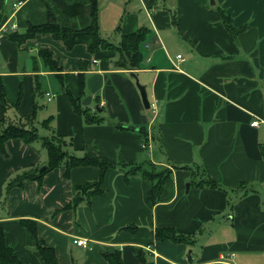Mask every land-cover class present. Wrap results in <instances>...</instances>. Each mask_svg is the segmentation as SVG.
<instances>
[{"label": "crops", "instance_id": "0c3cea01", "mask_svg": "<svg viewBox=\"0 0 264 264\" xmlns=\"http://www.w3.org/2000/svg\"><path fill=\"white\" fill-rule=\"evenodd\" d=\"M92 1L0 0V27L14 25L24 34L53 18L62 27L84 29L92 22ZM95 2L108 42L118 45L123 35L148 30L140 69L116 67L114 50L68 49L47 33L18 44L6 31L0 45V82L12 105L7 115L33 113L38 82L37 127L51 117V129H42L64 136L72 155L91 153L114 165L104 173L103 191L75 209L68 207L75 188L95 181L100 169L75 167L67 177L64 167L56 168L41 184L13 188L4 203L12 175L47 161L40 143L8 140L6 154L0 153V227L8 246L25 264H45L22 223L28 220L59 264H109L104 255L115 251L125 264H264V0ZM220 10L242 29L235 37ZM42 49L52 52L60 72L45 65ZM132 72L157 115L144 107ZM67 91L81 95L82 107L102 121L86 124ZM139 165L172 171L155 205L146 200L152 182L142 172L129 173ZM207 179L220 188L198 185ZM158 228L193 242L158 241ZM74 239H87V247Z\"/></svg>", "mask_w": 264, "mask_h": 264}, {"label": "trees", "instance_id": "16d2710c", "mask_svg": "<svg viewBox=\"0 0 264 264\" xmlns=\"http://www.w3.org/2000/svg\"><path fill=\"white\" fill-rule=\"evenodd\" d=\"M220 15L222 21L224 22L226 28L232 36H236L242 29L235 28L232 25V19L225 11L220 10ZM92 22L84 29H70L67 27H62L57 24L52 18L50 22L40 25V26H29L24 34L12 33V40L16 41L18 44H22L25 40L34 37L36 34L47 33L51 34L55 40H59L64 43L68 49H72L78 44H84L90 53L96 54L104 50H114L119 54L118 60L115 62L116 67L125 70H136L142 67L144 61V56L142 53V46L147 39L148 30L146 28H141L136 32L125 34L122 36L121 41L118 45H114L111 42L105 40L100 32V25L98 20V7L95 0L92 1ZM39 55L43 59L45 65L53 72H60L61 67L57 60L53 58L52 52L48 49H42L39 51ZM80 76V86L81 95L84 94V76ZM39 83H36L34 88V111L30 116L20 117L16 114L14 116H8V109H12V105L8 102L5 89L0 82V99L3 108V116L0 118V153L6 154L5 144L11 139H21L24 143L32 145L35 143H40L41 147L47 153V168L40 172L42 165H30L25 169L12 175L5 184L4 187V197L2 202H7L9 198L10 191L15 187H24L28 182L37 181L39 184L42 183L44 176L56 169L64 167L66 169V176L68 177L71 170L75 167H96L100 169L101 175L91 182H86L85 184L75 188L74 196L68 207L77 208L86 198L93 195H97L103 191L102 182L104 178V173L113 168L114 165L107 162L106 160L99 159L91 153H86L84 156L78 157L72 155L67 149L68 141L64 136L59 135L56 132H52L51 135L41 136L37 127V110L38 104L36 103V98L40 95ZM70 97V102L72 104L75 113L84 117L86 124L99 123L102 119L97 118L92 115L88 109H85L81 105V95L79 98L72 97L67 91ZM20 99L14 104V110L19 105ZM51 117L42 121L41 126L46 129H51ZM117 127L123 128L122 125L116 123ZM139 131L143 137L148 136L146 128L141 127ZM72 143L69 142V146ZM147 144L144 142V146ZM130 172H142L145 179L152 182V188L148 192L147 202L151 205L157 204L160 198V194L163 185L171 179L172 171L159 170L156 171L154 165L150 170H143L142 166H136L129 171ZM199 186H207L210 188H220L217 183L207 179V181H201L198 183ZM67 208V207H66ZM25 227L30 231L31 235L35 239L36 250L40 254L45 264H59L58 258L54 248L50 247L42 240L38 233L37 227L33 222L28 220H23ZM156 240L164 241L170 240L173 242H193L190 237L178 234L175 229L172 228H158L155 231ZM105 259L109 264H125L122 260L121 253L115 251L112 254H105ZM143 260V259H142ZM144 261V260H143ZM0 264H25L22 260L18 258L13 248L8 246L6 242V235L4 229L0 227Z\"/></svg>", "mask_w": 264, "mask_h": 264}, {"label": "built area", "instance_id": "2783aa9c", "mask_svg": "<svg viewBox=\"0 0 264 264\" xmlns=\"http://www.w3.org/2000/svg\"><path fill=\"white\" fill-rule=\"evenodd\" d=\"M15 30H16V26H11L9 29L7 28L6 25L0 27V45L5 37V33L6 31L9 33L10 31H12L11 33H15ZM178 58H180V56H178ZM48 96V100H51L53 99L55 96L54 95H51V94H47ZM150 109L152 110L153 114L154 115H157L158 111L156 109L155 106H150ZM259 122L258 121H253L252 122V125L253 126H258ZM74 244H76L77 246H81V247H87L88 245V240L87 239H74ZM153 255L156 256V254L153 253ZM150 264H155L154 262L150 263Z\"/></svg>", "mask_w": 264, "mask_h": 264}, {"label": "water", "instance_id": "95a60500", "mask_svg": "<svg viewBox=\"0 0 264 264\" xmlns=\"http://www.w3.org/2000/svg\"><path fill=\"white\" fill-rule=\"evenodd\" d=\"M211 4H215L214 0H211ZM135 79H136V85L138 87V89L140 90V93H141V97H142V101H143V104H144V107L146 109H149L150 108V102H149V99H148V94H147V91H146V86L145 85H142L140 84V82L138 81L137 77H136V74L132 72L131 74ZM128 129H131V130H137L136 127H127ZM47 168V165L44 164L41 168H40V172H43L45 169Z\"/></svg>", "mask_w": 264, "mask_h": 264}, {"label": "rangeland", "instance_id": "374dc122", "mask_svg": "<svg viewBox=\"0 0 264 264\" xmlns=\"http://www.w3.org/2000/svg\"><path fill=\"white\" fill-rule=\"evenodd\" d=\"M112 41V40H111ZM136 80V79H135ZM140 95H141V93H140ZM40 98V96H38V99ZM44 99H46L47 100V98H46V96L44 97ZM41 100L43 101V97H41ZM143 102V101H142ZM45 105V104H44ZM43 106V105H42ZM45 108H46V106H43L42 107V110H45ZM45 112L43 111V114H44ZM145 114H149V112H147V111H145L144 112ZM38 130H39V134L41 135V136H44V135H51V133L50 132H47L45 129H42V127L41 126H38ZM45 151V150H44ZM74 247H76V246H74Z\"/></svg>", "mask_w": 264, "mask_h": 264}]
</instances>
